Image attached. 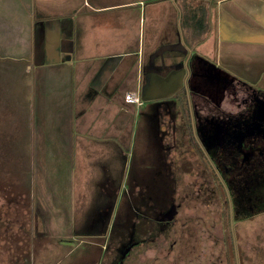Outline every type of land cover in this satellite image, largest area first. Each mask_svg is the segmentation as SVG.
<instances>
[{
    "label": "flooded vegetation",
    "instance_id": "flooded-vegetation-1",
    "mask_svg": "<svg viewBox=\"0 0 264 264\" xmlns=\"http://www.w3.org/2000/svg\"><path fill=\"white\" fill-rule=\"evenodd\" d=\"M184 16L182 11L176 20L170 18L154 44L147 38L148 45L134 62V82L133 73L124 74L123 67L118 68L121 62H101L81 92L85 99L102 92L105 105L111 103L115 111L109 118V106L100 107L101 135L91 130L97 122L88 126L91 135L107 137L103 146L98 140L85 139L90 140L85 148L86 167L93 169L97 196L86 231L107 243L118 242L119 249L108 264H128L132 252L149 243L163 250V259L172 264H225L224 259H230L228 252L211 260L204 247L197 250L198 245L193 246L209 238L195 211H205L207 195L219 196L214 200L219 201L223 217L228 211L227 219H218L223 226L264 211V63L239 58L247 51L242 48L233 54L235 59L207 56L189 36ZM130 106H134L130 119L117 120L119 113L127 117ZM82 115L75 110L74 117L80 122H84ZM131 119L141 134V147L129 166L128 135L123 136L128 129L122 123ZM111 129L121 133L110 135ZM92 143L97 146L95 151ZM119 158L117 166L112 161L119 162ZM96 163L103 164L102 171L92 166ZM191 175L212 178L219 187L179 189L177 179ZM2 183L0 176V264L2 249L9 264H29L34 226L30 231L28 223L20 228L12 213L3 212L2 201L7 196ZM121 194L125 195L122 202ZM14 195L18 201V192ZM193 196L201 197L200 202H194ZM22 207L28 210L27 203ZM19 239L22 242L17 244Z\"/></svg>",
    "mask_w": 264,
    "mask_h": 264
},
{
    "label": "rangeland",
    "instance_id": "rangeland-1",
    "mask_svg": "<svg viewBox=\"0 0 264 264\" xmlns=\"http://www.w3.org/2000/svg\"><path fill=\"white\" fill-rule=\"evenodd\" d=\"M48 1L50 3L47 4V12H43L48 26H52V20L62 22L65 18H77L79 13L87 10L83 0H76L75 4L64 3L60 11H55L58 7L55 2L59 0ZM166 1H174L181 11L189 9L190 5H198L194 0L193 3L192 0H143L141 5L139 1L127 9L108 8L96 13L97 21L104 27L107 25L106 22L114 20L116 28L98 27V31L92 33L91 40L94 42L92 37L95 35L97 46L112 47L122 36V39L127 37L129 47L137 48L141 30L140 44L142 47L148 45V39L150 43L153 38L152 31L159 22V19L154 18L156 10L154 5L161 6L162 13L168 10L174 14V9H169ZM242 5L244 4L237 2L236 8ZM121 15L128 16L123 29L117 27L121 23ZM203 21L207 22L206 16ZM85 35L90 37L89 32ZM48 36L55 42L52 34L48 33ZM48 36L44 35L45 44ZM86 39L90 40V38ZM86 39L81 38V41ZM5 55L6 51L1 50L0 57ZM61 62H74L79 65L77 73L80 74L81 70L88 68L86 62L89 61L87 57L78 53L74 59L69 60L65 55ZM134 62H137L136 55L129 56L122 63L124 74L133 73L131 82L135 79ZM69 73V77L76 76L72 68L68 70L61 69L57 64H43L38 62L36 57L31 62L18 63L7 58L0 60V176L3 181L2 192L7 196V200L2 201L3 212L12 213L13 220H16L20 228L26 227L28 223L30 231L32 225L34 226L33 250L30 253L29 264H108L114 252L119 249L116 241L107 243L105 238L83 235L88 228L87 218L97 206L95 205L97 201L93 197L96 181L94 178L91 181L87 179L88 172L93 173V169L81 166L82 160L78 163L79 147L75 145V138L83 134L82 143H85L83 146L85 149L90 140H84L91 135V131L89 128L86 129L84 122L78 123L75 128L71 111L74 101L69 99V96L79 88L76 90L78 85L72 84V81L70 85L64 86V79L68 78ZM82 84L84 85V82ZM70 86H73L74 90H71ZM121 102L122 100L118 99V104ZM133 107H129L131 110L126 112L127 117L119 113L116 116L117 120L125 121L126 118L129 120ZM102 122L100 121L99 124ZM123 123L122 125L127 126L128 129L123 130V136L125 138L128 135L130 166L138 158L141 147L138 140L141 139V134L139 135L135 129L132 119L127 121L128 125ZM99 133L102 134V129L98 130ZM118 133H121L120 130L109 131L110 135ZM112 162L117 166L121 164L120 158L119 162L115 160ZM102 165L96 163L92 166L102 171ZM125 181L126 186L127 180ZM177 183L179 189L219 187L212 178L193 175L186 179L178 178ZM18 190L24 193L22 202L20 199L15 201L14 193ZM124 196L120 195V202L124 200ZM200 198L193 196L194 202H200ZM218 198V195L213 197L207 195L205 201L208 204H205V211H202V208L195 211L202 219L203 226L199 227L205 234L208 233L209 238L206 242L198 241L199 243H194L193 246L198 245V248L195 247L197 250L204 247L209 251L211 260L223 251L228 252L230 259L225 258V264H228V261L230 264H264V211L241 222H229L223 226L218 220L223 217L222 208L217 203L219 201L214 200ZM23 202L28 205L27 217L23 214V209L26 208L22 207ZM16 203H21L18 208ZM122 212H119L120 221L124 218ZM223 218H228L227 210ZM3 221L5 224L9 222L8 219ZM212 222L217 224L214 226ZM190 229V227L186 228L187 231ZM37 233L40 234L39 238ZM223 234L226 238L222 237ZM21 242L19 239L17 244ZM186 245L187 243H184V246ZM28 247L31 249V243ZM5 253V249H2L1 264H9ZM162 255L163 250L157 249L154 243L145 244L132 252L128 264H172L171 261L164 260Z\"/></svg>",
    "mask_w": 264,
    "mask_h": 264
},
{
    "label": "crops",
    "instance_id": "crops-1",
    "mask_svg": "<svg viewBox=\"0 0 264 264\" xmlns=\"http://www.w3.org/2000/svg\"><path fill=\"white\" fill-rule=\"evenodd\" d=\"M139 1L141 5L143 0H83V4L87 7V10L79 13L77 18L62 19L65 25L59 20H52V26H48V24L46 25L45 23V17H43V12H47V4L50 3L48 0H0V51H6V55L0 57V60L7 58L13 59L15 62L19 63L31 62V60L36 57L38 62H43V64H57L61 66V69L67 68L68 70L72 68L76 76L69 77V73L67 75L68 78L64 79L63 84L66 87L70 85L72 81V84L76 83L78 85L76 90L79 88L78 91L69 96V99L71 98L72 101H74V99L76 100L71 108L75 128L78 123H81L79 117H74V112L76 110L84 115L82 120L85 123L86 129L89 128L88 126L91 124L97 122V126L100 127L98 130H101L103 126H101L99 122L103 121V116L101 114V112H103L102 109L109 106L107 109L109 111L107 117L111 118L114 114V105H111V103L107 106L105 105L106 103L102 100L105 95L102 94V92L94 94L88 99H85L84 94L81 92L85 90L93 74L99 69L101 62H103V64L106 62H121L118 68H122V63L125 62V59L129 58V56L136 55L138 60L142 51V46L140 44L142 31L140 30L138 35L137 48L129 47L127 37L122 39L121 33H119L121 37L116 45L112 47L97 46L95 44V35L92 37L94 42L91 40V35L98 31V27L103 26L101 23H98L96 13L108 10V8L122 7L127 9L130 8L131 5L137 4ZM166 2L169 9H174V14L170 11L168 12V10L162 13L161 6L158 7V5H154L156 8L154 18L159 19V22L157 24L155 23L156 25L152 31L153 34H151L153 38L150 40V44H154L157 34H159V32L161 33V31L166 28L170 18L176 20L182 13V11L176 7L174 1ZM188 2L193 3V0ZM194 2L198 3V5L188 6L189 9L185 10V16L183 18H185V26L188 28L189 36L192 40L197 42L198 50L212 58L223 57L232 59L236 56L233 54L237 53L239 50L241 51L242 48L247 51H245V55H240L239 58L246 59L249 62L264 63V0H194ZM237 2L243 3L244 5L236 8ZM55 3L58 4L55 11H60L64 3L75 4L76 0H59ZM44 7L46 10H44ZM170 14H172L173 17ZM124 16L125 15H121V23L117 26L122 27L121 29L125 27L128 21V16ZM205 16L207 22L203 21ZM105 24L107 25L104 27H109L108 29L113 27L116 28L114 26V20L106 22ZM76 32L78 34V39H74ZM88 32L90 37H86L87 35H85ZM48 33L54 36L55 42L51 40ZM44 35L48 36L47 44H45ZM81 38H90V40L86 39L85 41H81ZM63 45L67 47H63ZM222 50L223 54H221ZM71 51H73L72 54ZM78 53L87 57L89 61L86 62L88 68L84 71L81 70L80 74L77 73V67L79 65H76L74 62H61L65 55L69 60L74 59V56ZM106 67H108V69L110 68V66ZM107 78L108 76H106V79ZM82 82H84V85ZM70 89L74 90L73 86H70ZM64 95L63 93V96ZM84 102L87 104L81 108ZM101 106H103L102 109L100 108ZM96 127H93L91 130L97 131L98 134V130L94 129ZM82 136L83 134H80L79 137L75 138L77 142H75V145L79 147V155H77L78 163L83 161L80 165L86 166L87 159L85 154H87V150L83 148L85 143H82ZM86 139L98 140L97 142H100L101 146H103L102 140L107 139V137L94 134L87 136ZM92 145L93 143L90 147H92ZM92 148H94L95 151L97 146L95 145ZM91 150L92 149H90V151ZM87 179L90 181L93 180V173L88 172ZM95 194L96 189L94 190L93 196L96 200ZM93 215L91 214L88 216L87 223L93 218ZM92 234L93 233L87 231L83 233V235L90 236H92Z\"/></svg>",
    "mask_w": 264,
    "mask_h": 264
},
{
    "label": "trees",
    "instance_id": "trees-1",
    "mask_svg": "<svg viewBox=\"0 0 264 264\" xmlns=\"http://www.w3.org/2000/svg\"><path fill=\"white\" fill-rule=\"evenodd\" d=\"M21 190H18V199H20L21 200V202H22V198H24L25 196H24V193H22V192H20ZM25 213H27V210H26V212H25V210H23V214H25ZM21 263V262H20ZM23 264H28V261L26 262V263H24V262H22Z\"/></svg>",
    "mask_w": 264,
    "mask_h": 264
}]
</instances>
